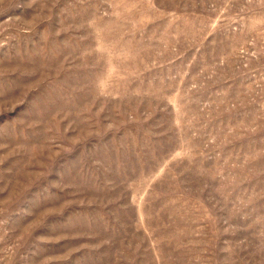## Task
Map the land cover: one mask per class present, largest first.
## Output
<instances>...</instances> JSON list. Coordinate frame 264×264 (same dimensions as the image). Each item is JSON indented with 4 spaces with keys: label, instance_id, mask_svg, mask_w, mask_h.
<instances>
[{
    "label": "rangeland",
    "instance_id": "rangeland-1",
    "mask_svg": "<svg viewBox=\"0 0 264 264\" xmlns=\"http://www.w3.org/2000/svg\"><path fill=\"white\" fill-rule=\"evenodd\" d=\"M0 264H264V0H0Z\"/></svg>",
    "mask_w": 264,
    "mask_h": 264
}]
</instances>
